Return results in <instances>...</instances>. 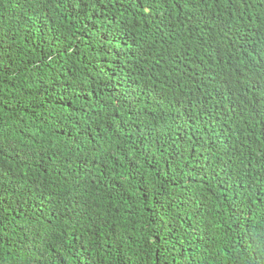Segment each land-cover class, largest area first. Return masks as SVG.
Here are the masks:
<instances>
[{"label": "trees", "instance_id": "1", "mask_svg": "<svg viewBox=\"0 0 264 264\" xmlns=\"http://www.w3.org/2000/svg\"><path fill=\"white\" fill-rule=\"evenodd\" d=\"M0 264H264V0H0Z\"/></svg>", "mask_w": 264, "mask_h": 264}]
</instances>
